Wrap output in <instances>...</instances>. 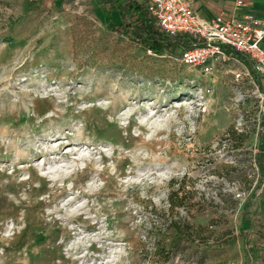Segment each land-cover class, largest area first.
<instances>
[{"label":"rangeland","instance_id":"rangeland-1","mask_svg":"<svg viewBox=\"0 0 264 264\" xmlns=\"http://www.w3.org/2000/svg\"><path fill=\"white\" fill-rule=\"evenodd\" d=\"M104 10L0 0V264H264V78L118 44Z\"/></svg>","mask_w":264,"mask_h":264},{"label":"built area","instance_id":"built-area-1","mask_svg":"<svg viewBox=\"0 0 264 264\" xmlns=\"http://www.w3.org/2000/svg\"><path fill=\"white\" fill-rule=\"evenodd\" d=\"M146 1L164 34H187L193 38L191 46L176 49L182 64L200 67L209 73L217 63L234 59L244 66L250 63L264 78V15L253 11L223 12L205 20L195 8V0ZM244 4V0L237 1L238 8ZM236 52L245 59L237 57Z\"/></svg>","mask_w":264,"mask_h":264},{"label":"trees","instance_id":"trees-1","mask_svg":"<svg viewBox=\"0 0 264 264\" xmlns=\"http://www.w3.org/2000/svg\"><path fill=\"white\" fill-rule=\"evenodd\" d=\"M105 4L104 15L111 21V29L117 31L120 37L116 40L118 44L123 43V38L128 36L131 39V45H135L142 50L151 51L157 55H163L167 52L172 53L180 46H191L194 43L193 38L187 34L167 36L159 28L157 19L149 10L146 0H102ZM77 33L74 32V52L78 56L80 43ZM109 41V40H108ZM103 46V39L100 37L96 41V47ZM97 51H93V58ZM235 55L241 59L245 57L236 52ZM96 60V58H95ZM95 63V62H94ZM261 83V82H260ZM264 126V117H263ZM175 206V202H172ZM176 236L173 238L174 246L179 247L182 238H191L189 229L174 223Z\"/></svg>","mask_w":264,"mask_h":264},{"label":"crops","instance_id":"crops-1","mask_svg":"<svg viewBox=\"0 0 264 264\" xmlns=\"http://www.w3.org/2000/svg\"><path fill=\"white\" fill-rule=\"evenodd\" d=\"M126 0H122L125 2ZM238 0H195V8L200 16L205 20H210L220 13L237 12L242 14L253 11L259 15H264V0H244L245 4L238 8Z\"/></svg>","mask_w":264,"mask_h":264}]
</instances>
